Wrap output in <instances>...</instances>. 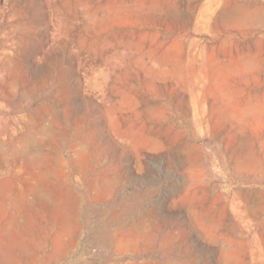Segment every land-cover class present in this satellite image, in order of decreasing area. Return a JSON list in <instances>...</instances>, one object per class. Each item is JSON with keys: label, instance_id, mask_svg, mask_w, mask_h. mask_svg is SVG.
I'll use <instances>...</instances> for the list:
<instances>
[{"label": "rangeland", "instance_id": "374dc122", "mask_svg": "<svg viewBox=\"0 0 264 264\" xmlns=\"http://www.w3.org/2000/svg\"><path fill=\"white\" fill-rule=\"evenodd\" d=\"M0 264H264V0H0Z\"/></svg>", "mask_w": 264, "mask_h": 264}, {"label": "bare ground", "instance_id": "6f19581e", "mask_svg": "<svg viewBox=\"0 0 264 264\" xmlns=\"http://www.w3.org/2000/svg\"><path fill=\"white\" fill-rule=\"evenodd\" d=\"M175 1H176V0H175ZM188 2H189V0H188ZM236 6H237V5H236ZM230 8H231V7H230ZM234 8H236V7H234ZM196 9H197V8H196ZM232 9H233V8H232ZM230 10H231V9H230ZM234 10H235V9H234ZM227 11H229V10H227ZM232 11H233V10H231L230 13H231ZM228 13H229V12H228ZM240 13H241V12H240ZM224 14H225V13H224ZM237 14H238V13H237ZM242 14H243V13H242ZM239 15H240V14H239ZM226 16H227V15H226ZM235 16H236V14H235ZM235 16H234V17H235ZM223 17H224V16H223ZM223 17H222V18H223ZM224 18H225V17H224ZM235 18H237V17H235ZM238 18H239V17H238ZM241 18H242V16H241ZM220 19H221V18H220ZM227 19H228V18H227ZM231 20H232V19H231ZM231 20H230V21H231ZM239 20H241V19H239ZM221 21H222V20H221ZM233 21H235V20H233ZM241 21H242V20H241ZM241 21H240V22H241ZM191 22H192V20H191ZM225 22H226V21H225ZM222 24H223V23H222ZM224 24H225V23H224ZM224 24H223V25H224ZM185 25H186V24H185ZM252 25H253V24H252ZM260 25H261V24H260ZM232 26H233V25H232ZM232 26H231V27H232ZM240 28H241V27H240ZM42 120H43V119H42ZM99 213H100V212H99ZM87 221H88V220H87ZM80 224H81V223H80ZM68 225H69V224H68ZM93 226H94V225H93ZM91 228H92V227H91ZM91 228H90V229H91ZM101 230H102V229H101ZM109 233H110V232H109ZM103 235H104V234H103ZM103 235H102V238L105 237V236H103ZM106 235H107V234H106ZM99 237H100V236H99ZM106 237H107V236H106ZM114 237H115V236H114ZM100 238H101V237H100ZM96 239H97V238H96Z\"/></svg>", "mask_w": 264, "mask_h": 264}]
</instances>
